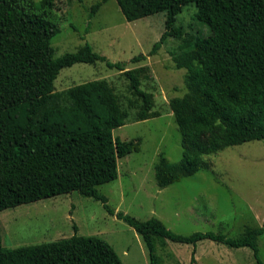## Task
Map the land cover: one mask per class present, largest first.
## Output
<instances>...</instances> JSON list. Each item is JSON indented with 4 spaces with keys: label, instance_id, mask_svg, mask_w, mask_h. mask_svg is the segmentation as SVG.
I'll list each match as a JSON object with an SVG mask.
<instances>
[{
    "label": "trees",
    "instance_id": "obj_1",
    "mask_svg": "<svg viewBox=\"0 0 264 264\" xmlns=\"http://www.w3.org/2000/svg\"><path fill=\"white\" fill-rule=\"evenodd\" d=\"M80 1V0H79ZM107 0L94 3L93 16ZM131 22L165 13V30L149 55L168 38L181 41L173 54L184 69L185 94L169 100L180 132L181 160L162 153L154 166L161 189L207 169L205 157L225 148L264 140V0H116ZM56 0H0V211L76 192L102 204L106 212L142 239L149 264H161L156 244L192 245L210 240L229 248H249L257 264L261 227H245L237 237L221 232L179 235L156 218L140 221L116 211L98 186L117 179V160L138 152L141 139L121 141L113 130L127 120L160 116L154 96L141 88L149 69H125L95 53L88 43L54 58L51 39L59 33ZM194 4L195 19L207 27L199 38L176 25L183 7ZM145 59L138 55L135 63ZM104 62L121 72L129 97L119 96L105 79L55 91L61 69ZM124 100L126 103H124ZM74 235L37 245L4 248L0 264H123L97 236Z\"/></svg>",
    "mask_w": 264,
    "mask_h": 264
},
{
    "label": "rangeland",
    "instance_id": "obj_2",
    "mask_svg": "<svg viewBox=\"0 0 264 264\" xmlns=\"http://www.w3.org/2000/svg\"><path fill=\"white\" fill-rule=\"evenodd\" d=\"M38 1V0H34ZM100 0H56L54 15L59 33L51 39L54 58L75 52L88 43L111 63H125V69L146 66L148 79L141 88L153 93L154 110L160 116L135 122L127 120L114 129L121 141L140 138L139 151L117 160V179L98 186L108 205L140 221L160 220L171 232L241 235L245 227L264 222V140L232 146L208 155L207 169L185 177L166 188L154 179V166L162 153L170 162L181 160L180 132L169 110V100L186 92L184 69H176L172 56L180 40L168 38L154 55L153 44L165 30V13L127 21L116 0H107L89 16L90 7ZM196 7L189 4L177 16L176 25L199 38L207 27L195 19ZM145 59L132 63L138 55ZM105 79L117 94L129 97L128 82L121 72L104 62L74 64L60 70L55 91ZM124 103L126 101L124 100ZM97 236L105 240L123 264H149L141 237L126 223L109 215L102 204L76 192L43 199L0 211V236L4 248L37 245L74 235ZM258 255L264 264V234L258 239ZM192 245L165 240L156 244L161 264H190ZM197 264H257L249 248H229L210 240L196 245Z\"/></svg>",
    "mask_w": 264,
    "mask_h": 264
},
{
    "label": "crops",
    "instance_id": "obj_3",
    "mask_svg": "<svg viewBox=\"0 0 264 264\" xmlns=\"http://www.w3.org/2000/svg\"><path fill=\"white\" fill-rule=\"evenodd\" d=\"M195 253H196V248H195ZM194 260L195 262L193 264H197V259L195 258V255H194Z\"/></svg>",
    "mask_w": 264,
    "mask_h": 264
}]
</instances>
